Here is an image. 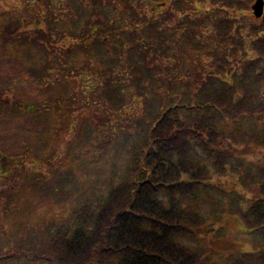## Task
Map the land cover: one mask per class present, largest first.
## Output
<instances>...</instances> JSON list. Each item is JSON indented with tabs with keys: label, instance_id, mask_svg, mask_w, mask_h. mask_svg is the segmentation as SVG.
Wrapping results in <instances>:
<instances>
[{
	"label": "rangeland",
	"instance_id": "obj_1",
	"mask_svg": "<svg viewBox=\"0 0 264 264\" xmlns=\"http://www.w3.org/2000/svg\"><path fill=\"white\" fill-rule=\"evenodd\" d=\"M171 1L138 0L134 3L141 17L158 14L165 22L164 31L169 40L154 56L152 51L147 52L139 45L141 38L131 41L123 35L121 42L113 41L119 46L121 60L116 63L112 54L117 51L112 41L106 42V31L104 35L100 33L102 38L95 32L99 19L95 7L100 8L101 3L110 13L115 29L118 28L116 33L121 34L126 29L124 22H130L121 0H54V3L0 0V37L4 36L7 26L14 29L24 24L20 33L14 32L7 39L3 37L0 43V117L3 119L0 121V254L13 255L18 243L23 245L34 239L35 228L44 227L50 220L68 219L67 214L79 208L83 198L93 197L100 191L106 193L112 181L116 183L121 179L125 167L131 164V155L112 131L109 133L102 126L108 123L110 111H119L126 105L123 114L134 115L136 119L127 121V118L121 121L122 125L110 127L120 134L126 126L132 137L138 132L137 136L143 138L154 115L162 106L173 102L172 96L180 100L184 92L196 88L205 73L213 72L210 47L217 43L215 30L207 20L193 23L195 15L203 17L200 9L197 12L187 1L181 9ZM253 2L244 0L239 11L245 35L252 23L256 24L253 27H261L262 21L259 23L252 11ZM203 5L206 10L213 8L212 0H206ZM222 12L223 18L228 16ZM42 17L54 22L52 38L55 39L50 37L49 45H45L47 40L35 43L20 38L22 33L38 34V29L45 24ZM194 41H200L206 48L195 50L190 46ZM131 47L136 49L133 56L129 54ZM109 60L116 66L110 73L105 72ZM137 67L140 69L136 70ZM149 67L157 81L147 86L144 77H140ZM22 70H33L36 76L25 77V81L20 82ZM117 70L120 76L114 75ZM105 74L123 87L121 103H109L105 96L96 95L98 88L93 93V89H89L90 83L103 82L101 77ZM136 79L147 88L144 89L146 97L142 93L138 95ZM171 80L178 82L179 90L177 86H170ZM226 127L232 129L230 124ZM84 129L89 130V136L81 137ZM100 141L102 145L97 146ZM234 150L248 159L264 161L263 147L240 144ZM115 175L119 176L114 178ZM214 181L222 184L225 191L238 190L248 197L256 195V191L244 189L231 174L214 177ZM37 184H40L38 188ZM82 188H85L84 194L78 197V190ZM214 195L223 199L226 209L228 198L218 192ZM241 201L246 207L248 201L245 198ZM207 226L202 239L185 241L203 249L207 257L218 264H231L226 255L255 251L264 242L261 234L248 232L234 214L224 213L219 220L210 219Z\"/></svg>",
	"mask_w": 264,
	"mask_h": 264
},
{
	"label": "trees",
	"instance_id": "obj_2",
	"mask_svg": "<svg viewBox=\"0 0 264 264\" xmlns=\"http://www.w3.org/2000/svg\"><path fill=\"white\" fill-rule=\"evenodd\" d=\"M49 1L54 3V0ZM137 1L121 0L131 22H124L126 29L121 34L116 33L118 28L115 29L110 13L99 2L100 8L95 7L99 18L95 32L100 35L106 31L104 38L112 44L121 42L123 35L129 40L141 38L139 45L155 56L169 40L164 31L165 22L158 14L141 17L140 10L135 11ZM186 1L197 12L199 9L203 12V17H193V23L207 20L217 34V43L210 47L213 72L200 77L194 90L181 92L180 100L172 96L173 102L162 106L154 115L143 138L137 136L138 132L132 137L126 126L120 134L110 127L122 125L121 121L127 118V121L136 119L134 115L123 114L126 105L122 104L119 111H110L108 123L102 126L109 133L112 131L131 155V164L125 167L121 179L116 183L112 181L106 193L100 191L92 193L93 197L83 198L82 205L67 214L68 219L50 220L44 227L35 228V240L23 245L18 243L13 255L1 253L0 264H218L207 257L203 249L185 240L202 239L210 219L219 220L224 213L234 214L248 232L261 234L264 239V161L234 152L240 144L251 143L264 148V15L258 19L259 23L262 21L261 27H253L256 24L252 23L245 35L244 23L239 17L244 0H212L210 10L202 8L206 0L171 2L182 9ZM222 11L228 16L223 18ZM41 21L45 24L43 28L37 27L38 34L22 33L20 38L35 43L47 40L45 45H49L50 37L55 39L52 38L54 22L44 17ZM22 27L24 24L14 29L7 26L3 37L11 38L14 32L20 33ZM113 46L117 52L111 53L112 59L120 63L119 46L115 43ZM190 46L195 50L206 48L200 41L190 42ZM98 47L101 50V45ZM131 48L129 54L133 56L136 49ZM112 64L114 62L109 60L105 72L115 69ZM18 65L21 67L19 61ZM150 68L140 77H144L147 86L157 81ZM21 74L20 82L25 77L36 76L33 70H22ZM114 75L120 76L119 71ZM101 80V83H90L92 93L98 88L96 95L105 96L109 103H121L123 87L106 74ZM141 83L136 79L137 93L146 97L144 89L147 88ZM168 83L179 90L178 82ZM227 124L232 129L228 130ZM86 134L89 136L88 129L82 131L81 137ZM94 144L96 146V142ZM230 174L244 189L256 191V195L248 197L238 190L225 191L222 184L214 181V177ZM84 189L76 192L78 197L84 194ZM214 192L228 198L226 209L223 199L216 198ZM244 198L248 201L246 207L241 201ZM262 244L255 251L232 252L226 257L231 264H264V242Z\"/></svg>",
	"mask_w": 264,
	"mask_h": 264
},
{
	"label": "water",
	"instance_id": "obj_3",
	"mask_svg": "<svg viewBox=\"0 0 264 264\" xmlns=\"http://www.w3.org/2000/svg\"><path fill=\"white\" fill-rule=\"evenodd\" d=\"M254 15L257 18L262 17L264 13V0H257L256 3L253 5Z\"/></svg>",
	"mask_w": 264,
	"mask_h": 264
}]
</instances>
